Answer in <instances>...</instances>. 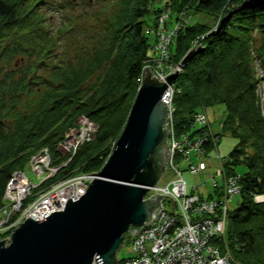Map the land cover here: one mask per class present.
Segmentation results:
<instances>
[{"label":"trees","instance_id":"trees-1","mask_svg":"<svg viewBox=\"0 0 264 264\" xmlns=\"http://www.w3.org/2000/svg\"><path fill=\"white\" fill-rule=\"evenodd\" d=\"M78 1H69L66 8L83 5L84 11L77 16L72 9L65 11L62 25L48 29L38 8L45 0H0V207L11 173L42 149L59 167L58 174L33 192L67 175L98 171L108 142L124 126L142 61L148 58L151 44L144 29L157 27L156 17L165 7L175 19L202 12L212 22L185 17L167 55L168 62L178 63L196 43L200 46L173 83L172 124L178 135L195 136L202 130L192 124L194 114L201 111L208 120L205 107L223 104L221 130L213 131L214 140H204L201 148L205 158L221 133L236 139L221 169L237 179L240 200L228 213L230 231L214 244L230 264H264V200H254L264 195V101L259 97L264 4L233 12L215 30L244 0H81L76 5ZM94 3V10H87ZM149 14L151 24L145 19ZM81 18L98 24L91 32L77 31ZM80 114L96 124V133L61 165L67 155L60 156L57 145ZM161 154L158 149L156 158L162 159ZM239 164L245 171L236 175Z\"/></svg>","mask_w":264,"mask_h":264},{"label":"built area","instance_id":"built-area-1","mask_svg":"<svg viewBox=\"0 0 264 264\" xmlns=\"http://www.w3.org/2000/svg\"><path fill=\"white\" fill-rule=\"evenodd\" d=\"M156 26L153 29L156 34L155 51L161 55L159 54L156 60L148 59L152 63L149 69L154 77L164 81V77L174 71L169 69L172 67L171 64L163 69V65L166 64L162 63H168L169 46L176 30L167 35L168 41L167 38H161L162 35L166 36L161 33L162 23H157ZM136 81L139 87L141 74ZM173 94L174 88L171 85L162 97L167 105L168 114V120L164 126L168 131L169 151L165 168L159 180L147 188L144 199L155 193L165 196H161L159 200L161 208H158L156 218L139 227L132 236L129 250L131 257L122 260L121 264H230L227 255L221 253L214 244V240L218 241L225 235L230 210L228 204L232 197L239 193L240 184L231 174L217 169L214 176L220 177L221 183L214 181V176L211 177L213 179L211 195L208 197L198 195L196 190L199 184L191 186V191L188 190L179 164L184 163L185 169L193 175L205 170L207 165L203 159L201 143L206 139L214 140V132L204 113L199 111L194 114L192 124L200 127L201 133L190 137L185 134L178 135L172 124ZM83 121L87 124L85 127L80 126L78 121V127L80 126L78 131L70 129L64 134V138L58 144L60 153L72 157L80 141L90 138L88 130L90 125L93 127V124L87 119ZM30 164L37 176L43 175L38 176L41 178L38 185L32 184L25 172L18 170L11 173L3 189L0 233L8 232L4 235L6 244L10 233L29 215L30 208L45 204L46 206L41 209L45 211L43 217L53 211L62 210L66 200L69 197L71 201L78 199L86 191L89 182L96 176L93 172H77L33 192L57 170V167L51 165V158L46 149L34 155L30 159ZM255 200L256 202L263 201L264 195H256ZM92 264L97 263L92 262Z\"/></svg>","mask_w":264,"mask_h":264},{"label":"water","instance_id":"water-1","mask_svg":"<svg viewBox=\"0 0 264 264\" xmlns=\"http://www.w3.org/2000/svg\"><path fill=\"white\" fill-rule=\"evenodd\" d=\"M261 4L264 0H244L220 19L215 30L224 26L233 12ZM199 47L185 53L180 67ZM178 74L176 69L160 81L148 67L142 69L141 84L113 150L86 191L74 201L69 197L62 210L41 220L27 216L11 232L7 244L6 238L0 240V264L116 263V249L125 236L152 222L161 208L159 200L165 196L155 193L144 199L168 157L164 127L168 114L162 97ZM158 149L162 159L156 158Z\"/></svg>","mask_w":264,"mask_h":264},{"label":"rangeland","instance_id":"rangeland-1","mask_svg":"<svg viewBox=\"0 0 264 264\" xmlns=\"http://www.w3.org/2000/svg\"><path fill=\"white\" fill-rule=\"evenodd\" d=\"M69 1L72 3V0H45V4L41 5L42 8L38 6L39 10L45 16L46 25L48 26V29L49 28H55V27H57L59 25H62V20L63 19H62L61 16L64 15L65 11H67L65 13L67 15L72 10H74V15L75 16L79 15V14H76V12L84 11L83 10L84 9L83 5L77 6L76 8H73V9L71 7L66 8V5H67V3ZM80 2H81V0L78 1L76 3V5L79 4ZM159 5H161V4L159 3L158 6ZM95 6H97V3H94V4L90 5V6H88L87 10H90L91 8L93 9ZM43 8H46V9H43ZM163 11H161L159 13V15L156 17V23H159V24L162 23V26H163V29L161 30V33L162 34H166V36L162 35V37H161L162 39H164V38L168 39L167 35H169L171 33V31L176 30V28L179 27L178 24H180L182 21H184L185 17H186L187 21L190 20L191 22H196V21H201V22H206L207 21L208 23L212 22L210 20L211 17L209 15H204L202 12L192 13L189 16H182L181 15L180 19H175V14L171 13L170 8H166L165 7V8H163ZM166 11H167V13H166ZM146 18H147V22L150 23V22H152L153 15L149 14L148 16L145 17V19ZM81 19H83V20H81L82 23L78 24L76 26V28H75L77 31L84 30L86 32H91V28L94 25L98 24V22L91 23L92 21L90 19H86V18H81ZM147 29H149L148 32H147ZM214 29H216V28H214ZM149 31H152L153 33L152 32L149 33ZM144 33L147 34V35L149 34L148 35V40H149V43L151 44V47L148 48V58H147V60H143L142 61V65H143V67H148L149 68V67H151L150 64H152V63H150V60H148V59L156 60V59L159 58V54L161 55V53L157 54L156 51H155L156 34H155V31H153V28L152 27L151 28L150 27L145 28L144 29ZM153 35H154V38H155L154 42H153ZM168 41H169V39H168ZM195 42H194V44H195ZM197 45H198V43H196V45H194V47H196ZM170 48H171V46H169V50H170ZM71 53H73V51ZM162 64H166V65H163V69L165 68V66H168V65L171 64L172 67H169V69H172L174 71L177 69L179 73L182 71V67H180L179 63L178 64H174V63H171V62H168V63L164 62ZM137 88H136V91H137ZM135 94H136V92H135ZM134 97H135V95L133 96V99H134ZM259 97H260L261 101H264V82L260 84ZM133 99H132V101H133ZM132 101L130 103V106L132 104ZM130 106H129V109H130ZM205 113H206V115L208 117V120H209V122L211 124L212 130L214 132H216V133H219L220 130H221L219 122H220V120L222 119V117L224 115V106H223V104H214V105H211V106H207V107H205ZM84 119H87L90 122H92L93 127H92V125H90V129L88 130L90 138L88 137L87 140H84L82 142L80 141L79 146L82 143H84V142L92 141L93 137H94V135L96 133V130H97L96 124L91 119H89L84 114H80L77 117V119H76L74 127L72 128L73 131H78L79 127L81 125L83 127H85L87 125L85 123V121H83ZM78 121H79V124H80L79 127H78ZM69 131H70V129L66 130L64 134H66ZM116 138L117 137H115V139L113 141L108 142V144H107L108 148L106 147V153H107L106 155L107 156H106L104 162L106 161V159L108 158V156L112 152ZM235 143H236V139L235 138H233L232 136H230L228 134L221 133V136H219L217 138V143H215L214 147H212V149L209 151L208 155L205 158H203L205 160V162H206L207 169L205 171H203L202 173H200V174L193 175V174H191L190 172H188L185 169L184 163L181 162L179 164L180 169L182 171V176H183V178L185 179V181H186V183L188 185V190L189 191H191V186H193L195 184H199L200 186L196 190V193L198 195H201L203 197H208L209 195L212 194L213 191H212V188H211V183H212L213 179H211V177L214 176V173H215V171L217 169H221L222 158L226 157L228 155V153L233 148ZM57 148H58V145H57ZM36 154H34V155H36ZM34 155L31 156L30 159L33 158ZM64 155L65 154L60 153V156H64ZM49 156H50V154H49ZM70 158L71 157L68 156V155L65 156L64 159H63L64 161L62 162L61 165H65L69 161ZM30 159L28 160V162H26L25 167L22 170H19V171H24L26 176H27V178H28V180H30L32 184H37V183L39 184V181L41 180V178H39V177H42L43 175L39 174L38 175L39 177H38L33 172V170L31 169ZM52 166L56 167L53 164H52ZM58 168H57V170H58ZM57 170H55L54 173L50 177L46 178L45 180L54 178L58 174ZM16 171H18V170H16ZM244 171H245V167L243 165L239 164V165L234 166V172L233 173H235L236 175H240ZM214 181H216V182H218L220 184L221 183V178L214 176ZM239 200H240L239 194L234 195L232 197V199L229 201V204H228L229 209L232 210L234 207H236L238 202H239ZM254 200H255V197H254ZM256 200H258V199H256ZM166 204H167V201H166ZM230 229H231L230 220L227 219L226 231L228 232V231H230ZM132 236L133 235H130V234L125 236L123 242L116 249L115 255H116V258H117V261H118L117 264H121L122 260H125L128 257H131V252L129 250H130V247H131V238H132ZM4 237L5 236H0V240L5 239Z\"/></svg>","mask_w":264,"mask_h":264},{"label":"bare ground","instance_id":"bare-ground-1","mask_svg":"<svg viewBox=\"0 0 264 264\" xmlns=\"http://www.w3.org/2000/svg\"><path fill=\"white\" fill-rule=\"evenodd\" d=\"M94 174H97V171L96 172H93ZM159 180V179H158ZM46 205L45 204H42L41 206H39V207H35V208H30L29 209V218H32V219H34V220H41V219H43V218H45V217H43L44 216V214H45V211H43V210H41V209H43V207H45ZM60 211V210H59ZM33 216V217H32ZM48 216V215H47ZM36 217V218H35ZM40 217H42V218H40ZM26 218V217H25ZM116 260H117V258H116ZM117 262V261H116ZM116 264V263H115Z\"/></svg>","mask_w":264,"mask_h":264}]
</instances>
